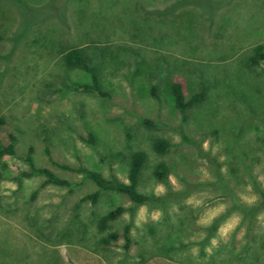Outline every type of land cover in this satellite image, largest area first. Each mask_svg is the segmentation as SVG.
<instances>
[{
  "label": "rangeland",
  "instance_id": "rangeland-1",
  "mask_svg": "<svg viewBox=\"0 0 264 264\" xmlns=\"http://www.w3.org/2000/svg\"><path fill=\"white\" fill-rule=\"evenodd\" d=\"M24 1L26 9L0 1V55L12 53L0 58V117L7 122L0 143L17 139V156L0 161V264H264V211L242 220L235 208L259 203L264 189V62L248 64L264 45V0L204 3L212 22L195 6L168 10L178 0ZM16 31L28 36L11 41ZM71 49L82 51L111 99L75 87L93 79L66 66ZM174 82L187 100L206 88L186 122L174 106ZM159 139L170 144L165 155L154 151ZM31 147L37 167L77 186L22 177ZM46 149L60 164L124 182L132 154L144 151L140 192L181 195L165 210L113 192L97 204L83 201L96 185L58 168ZM161 163L167 183L154 176ZM118 206L128 211L100 231L99 218ZM234 218L239 223L221 238V226ZM128 224L132 244L125 250ZM111 233L121 237L106 247L101 240Z\"/></svg>",
  "mask_w": 264,
  "mask_h": 264
},
{
  "label": "trees",
  "instance_id": "trees-1",
  "mask_svg": "<svg viewBox=\"0 0 264 264\" xmlns=\"http://www.w3.org/2000/svg\"><path fill=\"white\" fill-rule=\"evenodd\" d=\"M4 2H12L18 4L25 9L28 8L24 0H0ZM235 0H178L172 7L168 10L177 9L184 6H195L201 10L203 16H208V21L212 22L214 17L212 13H209L208 10L204 8L202 4H207L209 8L214 7V5L220 6L222 5H231ZM25 32H14L11 38V41H15V39H19L20 41L23 40L28 36V32L24 35ZM12 56V53L6 56L0 55L1 59L9 60ZM64 61L67 67H81L87 73L92 75L93 84L90 85H75V87L80 88L84 91L93 92L98 94L101 97L111 99V95L104 91L99 83L97 74L95 69L88 64L87 59L83 56V53L80 49H71L64 54ZM262 62H264V45L257 46L254 49V54L249 58L248 64L250 66H259ZM171 93L173 95L174 106L177 110L180 111L182 114L183 122L188 120V112L196 106L201 105L204 103L206 99V88L202 87L197 93H195L189 100L186 99L185 92L183 86L178 83L174 82L171 86ZM151 96H153L158 102H161V98L158 96L156 87H152L150 90ZM142 122L148 127H159L158 122H154L149 119H142ZM6 119L4 117H0V132L3 130L4 126L6 125ZM214 137L218 136V131H214L212 134ZM16 142L17 139L13 135L9 137L8 144L0 143V161L6 157H16ZM91 144H94V140L91 137L89 141ZM170 144L163 139L156 140L154 143V151L159 155H165L169 151ZM46 152L49 156V160L56 165L58 168L72 172L78 175H81L84 180H88L96 185L98 190L92 194H89L83 198V201H91L93 204H97L99 202L100 196L104 192H113L120 195L127 196L129 200L137 206L152 204L159 208L166 209L169 205L171 198L179 197V193L170 191L164 196H156V195H145L140 192L139 185L141 181L142 172L145 168L147 163L148 156L144 151H137L132 154L130 158L129 164V171H128V180L127 182L122 181L115 175H111V177H105L101 172L96 170L89 169L85 166H78L74 167L67 164H60L51 157V153L48 149ZM34 153L35 149L33 147L29 148L24 161L27 163L29 167V171L22 173V177H32L34 175H44L46 177L45 184H51L60 187H70L74 188L77 186L76 183H73L69 180L59 177L53 171L47 168H39L35 164L34 160ZM204 156L208 157L209 160L216 165V160L210 157V155L204 153ZM219 168V165L217 164ZM154 176L157 181H162L167 183L169 171L167 166L164 163L159 164L155 171ZM3 178V174L0 171V180ZM223 180V179H222ZM224 181V180H223ZM261 194V200L259 203L255 205H237L236 209L240 211V214L243 216L242 220H246L251 217V220L257 218V216L264 211V189H258ZM128 210L123 206H118L103 216H101L98 220V229L100 231H106L109 229L110 225L116 221H118L122 215L127 212ZM131 213H135V209L131 208L129 210ZM131 228L132 224H128L124 227L122 237L125 241L124 248L125 250L129 249L130 245L132 244L131 239ZM217 226H213L211 230V234L208 237H212L213 234L216 232ZM121 237L118 233H111L108 237L103 238L101 243L106 246H112L119 240Z\"/></svg>",
  "mask_w": 264,
  "mask_h": 264
},
{
  "label": "clouds",
  "instance_id": "clouds-1",
  "mask_svg": "<svg viewBox=\"0 0 264 264\" xmlns=\"http://www.w3.org/2000/svg\"><path fill=\"white\" fill-rule=\"evenodd\" d=\"M205 150H207L208 145L207 143L204 145ZM255 199V197L252 198V200H249L248 202L251 203L253 202V200ZM239 223V219L238 218H234L232 219L230 222H226L224 225L221 226L220 230H219V235L221 238H227L229 233L237 226V224ZM218 241L216 239H213L211 241V244L213 247H215L217 245ZM206 251L211 254L212 249L211 248H207Z\"/></svg>",
  "mask_w": 264,
  "mask_h": 264
}]
</instances>
